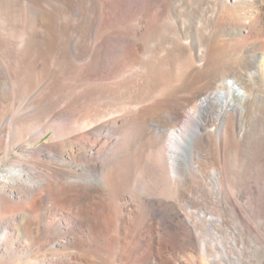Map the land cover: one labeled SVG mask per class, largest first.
<instances>
[{
  "label": "bare ground",
  "instance_id": "obj_1",
  "mask_svg": "<svg viewBox=\"0 0 264 264\" xmlns=\"http://www.w3.org/2000/svg\"><path fill=\"white\" fill-rule=\"evenodd\" d=\"M9 26L26 32L7 39ZM6 43L26 63L55 55L72 71L70 57L96 54L131 68L84 73L81 93L74 72L40 83L22 72L11 89L0 68V264H72L113 231L106 252L129 261L139 246L170 250L172 263L176 248L200 264L264 255L245 206L246 186L264 190V0H0L1 53ZM51 128L56 144L30 148ZM138 222L150 243L134 241ZM46 244L52 257L40 260Z\"/></svg>",
  "mask_w": 264,
  "mask_h": 264
},
{
  "label": "rangeland",
  "instance_id": "obj_2",
  "mask_svg": "<svg viewBox=\"0 0 264 264\" xmlns=\"http://www.w3.org/2000/svg\"><path fill=\"white\" fill-rule=\"evenodd\" d=\"M13 9H15V8H13ZM125 19H127V18H125ZM125 26H126L125 28L128 27V25H125ZM5 30L3 31V33L6 35L5 37H7V39H11V40L13 39L14 41L20 40L21 39V35H23L26 32L23 29H21L19 31H15L10 26H9V29L6 28ZM31 31H32V29H31ZM118 36H119L118 34H114L113 35V38L114 39H117ZM73 43H76V42H73ZM78 43L79 42H77L76 45H79ZM4 45H3V51H2V53L0 52V55H1L0 56V61H2V62H0V65H2V66H0V68L2 70H4V71H3V74H1V72H0V74L3 77L2 79L5 82L6 86H9L11 89H12V86L15 87V84L16 85H19V83L21 82L22 77H23L22 76V72H24V73H33L34 72V74L32 76L33 77L35 76L36 79L38 78L37 81L40 83L42 81L43 77H45L46 73H52V70H54V72H56V73H71V72L73 73L74 72L73 73V76L75 78H77V77L80 78L81 79V84L83 86L82 88L77 89L76 90L77 92L76 91L75 92L76 93H81V92H84V77H81L84 73H104V75L105 74H115V75H118V73H125V69H130L131 68L130 65H126L125 66L124 65V62H122L123 64L122 63H118L116 65H112V64H115L116 63V61H115L116 59L115 60L113 59L114 58L113 55H110L111 57H109V55H104V57L102 56L100 59H102V60L104 59L103 61L105 63L104 64H99L100 63V60H99V58H96L95 57L96 54H94L90 59H87L86 61L84 59L83 60H79L78 58H75V57H74L75 58L74 59L73 56L70 57L69 61L71 62L70 64L72 66V68H71L72 71H70V69H68L66 67L67 65H65V63L62 62L61 58H59L58 56H55V55L47 58L48 67H47V65H45V66H42L41 64L40 65H37L35 62L33 63V61H30V60L27 61V63H28L27 64L26 62H23L22 59H19L18 57H17L18 58L17 59L14 55H12L13 53L11 52V45H9V43L8 44L6 43L5 46ZM111 46H113V45L110 44V47ZM96 59H98V61ZM25 63H26V65H25ZM33 65H35V67ZM24 66H25V68L26 67L27 68L24 69ZM73 67H74V69H73ZM67 69H68V71H67ZM24 84L27 85V83L22 82V85H24ZM20 85H21V83H20ZM26 85L23 86V87H27ZM81 89H83V90H81ZM15 92H16V90H15ZM177 95H180V94H177ZM17 101L19 102V99H17ZM21 113H23V112H21ZM21 113L20 114H16V115H18L17 118L22 115ZM0 115H1V111H0ZM54 124H58V123L57 122H54ZM59 124H60V122H59ZM63 130L65 131L66 129H63ZM29 134L32 135V133H29ZM54 137H57V135H55L54 129L51 128L49 130V132L46 135H44L42 137V140H40L39 142H35V141L34 142H29L30 148H32V147H38V146H45V145H50V144H56L54 142V140H53ZM17 145L19 147L20 144H17ZM257 145L258 144L250 147L251 149L250 148L248 149V153L250 154V156H252V157L254 156L255 149H256ZM12 155H15V153H13ZM4 157H5V152L0 149V173L4 169V166L6 165V162H7V160H3ZM228 173H229L228 174L229 177L233 180V182L234 181H238V180H240L243 177V174L238 173V172L235 173L231 169L228 170ZM232 177H234V178H232ZM149 180H150L149 178L146 179L147 182ZM165 184L168 187V189H167L168 192L167 193L169 194L168 198L166 197V199L168 201L172 202V203H175L177 206H179L182 209V212H189V205H188V203H186L182 198H179L180 196L178 194H176V192L174 193L172 191L173 188L172 189L171 188L169 189V186H170L169 183H166L165 182ZM246 190H248V191H245V195H246V205L245 206L248 209V211L254 213L253 223H254L255 228H257V230L259 231V232L257 231V236L259 238H263L264 239V190H262V189H254V188L252 189L251 186H246ZM69 195L77 198V195L79 196V192L77 194V191L72 190V191L69 192ZM102 200L103 201H106L107 200V196H104L102 198ZM130 204H131V201L128 202V205H130ZM186 204H187V206H186ZM185 207H186V209H185ZM258 208H259V210H258ZM98 212L100 213V211H98ZM69 214H73V210L72 209H65L62 212H60V217H62V216L67 217V216H69ZM92 217H95V214H92ZM1 219L2 218H0V220ZM137 224H138L137 230L139 232L137 231V233H136L137 235H135V238L136 239L134 238L135 239L134 241L136 242V244H138V240H144L145 242H147V240H148V243H150L149 241L152 239L151 238V233L149 231H147V230H142L141 229L142 227H144L142 225L143 223H140L139 224V222H138ZM140 230H142V231L140 232ZM97 234L98 233H96V235H95L94 244H95V247H96L97 242H99L97 244V246L98 245L99 246H98V248H95V253L98 251L96 249H99L100 254L98 252L96 254L94 253L93 256H85V258H84V249H83L84 247H83V248H81L82 251L80 252V255H79L80 258H78L79 260L78 259L77 260H74L72 262V264H129L130 261H131L130 264H141V263H143V264H150L152 262V260H153V258L151 257V255H154V254L156 256H159L160 257V259L158 260V264H179V263L180 264H187V262L189 264H200L198 262L197 255H195L196 253L186 252V253H189V254L191 253L190 254L191 256L189 258V257H187V255L181 249L176 248L177 249V250H175L176 251V254H175V251H174V255H175L176 261L174 263H172L170 261V256H168V255H170L169 254L171 252L170 250H168V249H165V250H162L161 249L160 250L158 248H153L152 249V248H148L149 246H143V247L139 246V248H137V249L134 250V252H133L134 254L133 253L131 254L132 260L129 261L128 259H126L127 256H126V252L125 251H124L125 254H123L124 252H121L120 250L119 251L117 250L119 253L116 250H113L114 251V252L112 251L113 253L106 252V248L108 247V245L110 243L111 244L115 243L116 240H117V238L118 237L120 238V235L116 234V232L113 231V232H110L107 235L108 238L105 237L106 239L105 238L103 239V237L101 238ZM215 234L212 233L211 235L213 237L214 236H216V237L218 236L219 237V235H220L219 232H216ZM97 236L99 238H96ZM180 238L182 239L181 236H180ZM107 239L108 240L110 239V240L108 241ZM100 240H101V242H100ZM106 241H108V244H107ZM139 243H140V241H139ZM100 247L103 248V249H100ZM139 249L141 250V252L139 251ZM135 251H138V252H135ZM39 252L40 253H38V258H40V260H44V259H46V260L48 259L49 260L52 257V251H51V246L50 245H47L46 244V247H45L44 251L42 249ZM142 252H143V254H142ZM147 252H148V254H147ZM192 254L196 256L195 257L196 259L194 258V256ZM215 254L217 255L218 252H216ZM215 254L214 253L211 254L213 258L216 256ZM230 254H231V256H235V255H237V252L233 251ZM50 255H51V257H50ZM146 255H147V257H146ZM198 256H199V254H198ZM134 257H136L138 260L136 258L134 259ZM33 259H36V258H33ZM178 260H179V263H178ZM25 261L26 260L23 259V258L14 259V260L13 259H11V260L9 259L7 261H2L1 264H24ZM144 261H146V262H144ZM203 262H204V264H209V263H207L208 262L207 259H205ZM254 263L255 264H264V255H262V254L257 255L255 257ZM231 264H233V263H231ZM234 264H237V263H234Z\"/></svg>",
  "mask_w": 264,
  "mask_h": 264
}]
</instances>
